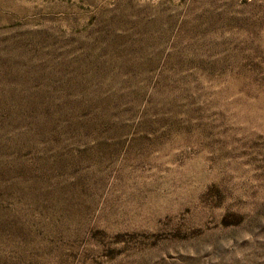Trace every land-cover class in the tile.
<instances>
[{"label": "rangeland", "instance_id": "374dc122", "mask_svg": "<svg viewBox=\"0 0 264 264\" xmlns=\"http://www.w3.org/2000/svg\"><path fill=\"white\" fill-rule=\"evenodd\" d=\"M0 264H264V0H0Z\"/></svg>", "mask_w": 264, "mask_h": 264}]
</instances>
